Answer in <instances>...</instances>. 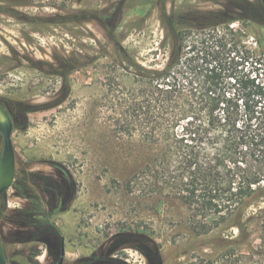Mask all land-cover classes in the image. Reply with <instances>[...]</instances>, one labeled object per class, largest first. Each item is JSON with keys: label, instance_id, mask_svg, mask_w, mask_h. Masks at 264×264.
I'll list each match as a JSON object with an SVG mask.
<instances>
[{"label": "rangeland", "instance_id": "obj_1", "mask_svg": "<svg viewBox=\"0 0 264 264\" xmlns=\"http://www.w3.org/2000/svg\"><path fill=\"white\" fill-rule=\"evenodd\" d=\"M138 1L88 5L133 7L114 24L132 60L149 68L163 64L165 11L166 21L184 27L231 23L264 72V0H143L136 6ZM22 10L32 16L58 13ZM118 57L99 20L34 26L0 16V98L18 118L12 137L16 180L0 199V232L10 264H55L62 243L64 264H209L197 253L216 251L202 243L182 256L191 247L181 222L191 212L178 200L151 194L149 177L136 179L153 150L139 127L124 128L122 103L135 87L124 65L114 63ZM64 58L74 65L62 74ZM1 152L2 138L0 157ZM22 178L26 181L18 183ZM35 198L45 214L35 225L24 224L18 212L36 206ZM250 231L251 249L241 246L214 264H264V231ZM238 234L230 230L225 236Z\"/></svg>", "mask_w": 264, "mask_h": 264}, {"label": "trees", "instance_id": "obj_2", "mask_svg": "<svg viewBox=\"0 0 264 264\" xmlns=\"http://www.w3.org/2000/svg\"><path fill=\"white\" fill-rule=\"evenodd\" d=\"M89 1L0 0V16L34 26L101 21L119 53L114 63L124 65L135 87L132 97L122 103L126 109L124 128L139 127L143 141L153 150L136 179L149 177L151 194L178 200L191 212L181 222L189 237L186 243L191 247L182 256L199 250L196 246L205 243L216 251L197 256L214 264L216 259L233 255L241 246L251 249L250 230L264 231L261 61L252 50L242 46L241 31L231 28V23L218 22L195 29L172 18L166 21L163 11L162 22L169 31L161 42V48L167 51L164 62L161 66L146 67L127 55V49L122 47L124 37L114 26L133 7L92 10ZM98 2L121 6L125 0ZM142 2L135 5L141 6ZM35 7L55 9L58 13L32 16L22 10ZM71 62L69 58L61 60L58 71H71ZM0 104L17 128V113L2 98ZM23 181L25 178L18 183ZM32 204L36 206L18 212L24 224L35 225L45 214L41 200L32 199ZM230 230H238L239 234L229 239L225 233ZM3 246L10 264L4 242Z\"/></svg>", "mask_w": 264, "mask_h": 264}, {"label": "water", "instance_id": "obj_3", "mask_svg": "<svg viewBox=\"0 0 264 264\" xmlns=\"http://www.w3.org/2000/svg\"><path fill=\"white\" fill-rule=\"evenodd\" d=\"M14 122L10 113L0 104V136L2 138V154L0 157V199L14 185L17 165L16 153L13 144ZM65 250H62V257ZM62 258L59 264H63ZM0 264H9L6 258L2 238L0 235Z\"/></svg>", "mask_w": 264, "mask_h": 264}, {"label": "flooded vegetation", "instance_id": "obj_4", "mask_svg": "<svg viewBox=\"0 0 264 264\" xmlns=\"http://www.w3.org/2000/svg\"><path fill=\"white\" fill-rule=\"evenodd\" d=\"M65 250V248H64V244L62 243V245H61V253H60V257H59V259H58V261L55 263V264H59V262H60V260L62 259V258H64V262H63V264L65 263V256L64 257H62V250ZM65 254H66V252H65Z\"/></svg>", "mask_w": 264, "mask_h": 264}]
</instances>
